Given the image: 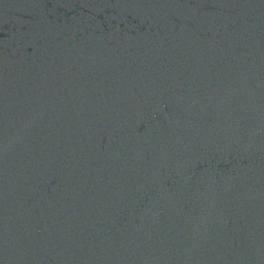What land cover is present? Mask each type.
Here are the masks:
<instances>
[{
    "label": "water",
    "instance_id": "1",
    "mask_svg": "<svg viewBox=\"0 0 264 264\" xmlns=\"http://www.w3.org/2000/svg\"><path fill=\"white\" fill-rule=\"evenodd\" d=\"M0 264H264V0H0Z\"/></svg>",
    "mask_w": 264,
    "mask_h": 264
}]
</instances>
